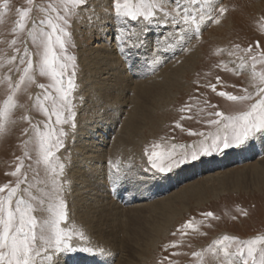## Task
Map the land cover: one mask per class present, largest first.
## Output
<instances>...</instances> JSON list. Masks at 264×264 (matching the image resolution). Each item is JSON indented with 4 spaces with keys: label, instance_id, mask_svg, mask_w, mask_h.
I'll list each match as a JSON object with an SVG mask.
<instances>
[{
    "label": "rangeland",
    "instance_id": "374dc122",
    "mask_svg": "<svg viewBox=\"0 0 264 264\" xmlns=\"http://www.w3.org/2000/svg\"><path fill=\"white\" fill-rule=\"evenodd\" d=\"M161 2H164V0H161ZM175 3L180 5L181 10L188 8L189 11L197 13L202 7L207 13V9L211 7L212 12L207 14L217 17L219 23L206 21L200 26L199 36L191 32L181 33L180 28L172 25L170 22L168 24L162 22L153 23L148 26L149 30L146 35L151 42L146 47L148 49L143 51L142 45L136 49L126 47L125 52H118L120 53L118 54L120 61L126 66L125 69L128 65V68L131 67V59L134 56L138 61V66L149 64L150 60L154 76L157 77L156 83L165 81L164 79L168 77L172 79L169 82L170 86L166 88L161 97L156 98L152 102L153 110H151L149 115L151 120L145 119L142 121L144 125H141L139 134L127 140L125 154L123 153V156L117 157L120 160L123 158L122 162L127 161L133 164L137 172L141 174V177L142 175L145 177H140L142 181L143 179L145 181L146 174L149 179L155 178V180H152L153 182L156 181L152 187L147 186V183L140 185L138 189L140 199L134 201L133 205L141 206L154 200L158 201L162 199L161 197H167L170 193V195H173V192L175 194L182 187L188 186L191 183L201 182V179L207 172L216 176L228 173L226 174L228 175L226 176L227 181L238 179L239 186L236 190L229 189L222 191L219 192L220 194H216V196L209 193L207 200L204 199L200 203L194 201V199H190L185 209L182 210L181 206L179 207L181 214L174 219L168 227L169 232H166L162 236L155 247L140 246L138 249L129 248V251L127 247V251L125 249L124 252L122 251V246L124 244L125 247L126 243L120 241L121 238L119 239V237L128 238V233L125 232L127 228L124 225L126 215L134 217L136 214H139L149 221L150 215L147 214L149 208H138V212L137 210L127 212L128 206H131L132 203L127 204L128 200H121V203L123 202V209L117 214V220H115V215L112 212L114 209L112 211L109 209V212L112 214L106 217L108 221H105L103 218L99 219L100 228H95L92 231L93 238H91L85 227L80 224V220L73 212L69 203L71 199L70 185L75 187V181H71V178H69V175H72L71 169L73 167L72 164H74L73 159L75 158L72 155L71 149V146L74 145V139L69 141L70 146L67 145V142L70 134L75 132L78 127V117L84 112H81L84 103L89 105L90 98L95 99L97 97L98 100L103 99V95L87 97L85 94L79 92L81 86L85 88L87 84L85 85V81L81 82V78L85 77V75L83 76L82 65L78 61V51L82 49L89 54L91 48L97 45V39H105L106 35L101 36L100 33L98 35L93 32L92 25L94 24V18L91 14L90 4L88 10L70 9L65 14V0H0V112H4L9 96L12 97L13 102V106L8 107L7 112L0 116V124L3 125V130L0 131V186L6 183L10 186H15L19 177L23 183L20 186V190H18V195L32 205L34 209L33 215H35L39 223H43L51 218L53 213L49 208L50 206L54 207L56 202L55 195L62 188V196L67 205L68 220L63 222L61 226L82 230L87 237L84 240L74 237L70 241L73 250L56 253L53 256L51 264H55L58 259L63 257L68 258L66 263L69 262L70 264V261L74 259H79V262L85 261L87 264H93L99 259L98 255L95 257L94 255L101 253L98 251H90L92 253H89L82 249L86 247H100L96 245V239L98 238H95L96 234L99 233L98 230L106 235L103 236V241H106L110 245L105 248L102 247L105 249V264H229L230 259L233 261V264H239L237 258L224 256L219 247L213 242L221 239L224 235L235 236L241 240L255 237L264 238V183H261L262 181L258 180L254 174L248 172L249 164H255L262 157V154L257 155L258 149L243 160H240L237 155L234 157L235 160L232 163L212 168L211 171L206 172L204 170L203 173L187 176L182 180L177 179L163 189L158 188L161 181L164 182L165 179L175 177L182 169L186 170L185 168L188 166L208 161L210 157H217L216 159L218 160L227 158V154H233L238 149L255 145L258 143L259 138L264 135H257L241 145L214 152L211 155L201 156L199 159L181 165L169 173L155 174L151 171H144V168L148 166L147 156L144 154L145 149L151 152L153 150L160 151L166 146L170 147L172 144H176L177 146L191 145L199 141L201 137L190 135L189 130L205 133L215 131L214 127H210L206 123L207 119L210 118L207 115L208 112L221 111L226 115L236 114L246 110L247 105L253 102L234 103L223 97H219L212 91L211 87H207V85L216 84L217 76L221 78L224 85H228V87L217 85V92L229 91L234 94H243L240 89L245 87L250 92H254V85L259 79V76L255 80L253 79L251 62L244 69L236 68V65L240 62L238 57L244 55V53L243 51H237L235 45H239L241 50L247 48L249 45L255 49L256 42L259 41L261 47L256 50H264V0H211L210 5H202L201 3L192 4L190 0H175ZM175 3L167 4L166 9H174ZM220 7L226 9L223 15L219 14L218 10ZM108 8L111 9V6ZM21 9L29 10L23 29L17 26V21L20 18L19 10ZM53 9L56 11H53ZM57 15H66L69 21L67 31L71 33V41L67 51L68 54L76 57V87L70 96L73 111L75 112L74 120L76 128L73 130L70 125L57 126L58 128L63 127L67 133L64 138L65 146L57 151L56 157L52 161V166L49 167L40 161L37 141V131H43L45 124L49 121L48 117L40 110L37 101L38 98L43 101L42 98L45 92L53 96L55 92L48 87L51 84L49 77L41 76L36 69V61L39 59L38 53L42 51V48H38L37 46L39 40L35 44L33 43V36L39 37L41 29L48 30L47 25L42 22L48 18H52L55 21ZM110 16L112 18L113 16L117 17L120 21L128 24L123 27L130 26L132 30L135 28H137L135 29L136 31L139 30L138 22L128 21L126 18L116 16L114 9H111ZM115 24L117 26V23ZM115 24H109L114 31L119 29ZM113 30L110 36L108 34L107 46L115 45L116 50L117 44L113 39L115 36ZM180 36L184 37L183 43L179 42ZM153 39L154 42L156 40L155 43H153ZM25 45H27V53L31 55L33 60V69L28 73V75L33 77V80L30 82L25 79L23 83H20V87L16 88V84L20 82V77L25 75L23 68L26 65L20 63V57L26 54ZM234 51L236 52V56H229V52ZM133 53L136 54L134 55ZM146 54L148 59H144ZM221 61L225 62L234 71L229 72L216 67ZM177 67H184V69L178 76H171L173 74H171L172 69ZM71 71L72 69H69V73ZM235 72L239 74L237 75ZM256 72L258 74L264 73V63L256 65ZM122 74L125 75L124 73ZM119 82L118 85L116 81L114 82V87L117 88L118 92L112 98L114 99L118 95L117 93H119V101L127 104L126 107H122L124 108L122 110L128 111L130 106L124 101V97L130 96L131 91L129 92V88L123 89L125 85L122 79H119ZM41 84L45 85V88H40L39 85ZM232 85L236 87H232ZM205 100L209 104L216 105V107H208L205 104ZM43 102L49 109L51 108L52 102L50 100ZM115 104L117 107L101 106L96 111L97 115L100 114L114 119L117 129L120 124L119 121L124 114H120V118H118L116 108L120 105ZM188 104L191 105V111L185 110L182 112L180 109ZM95 114L90 111L83 115L89 118L90 121H97L99 118ZM26 116L30 118L32 125L29 134L24 133L25 129L30 128L29 120L24 119ZM181 117L191 118L181 119ZM52 122H54V117L52 118ZM177 122L182 125V128L175 126ZM137 140L140 142L137 143ZM155 144H160L161 147L154 148ZM259 147L262 148L261 146ZM178 150L182 151L183 149L178 147ZM25 153L28 155L26 156ZM105 158L107 159V157ZM60 163L65 164L62 173L58 166ZM18 164L22 165L21 170L17 173V176H13L11 173L16 171ZM241 172V175L236 176V173ZM211 182L208 183L210 184ZM24 189H27V191H23ZM154 190L158 191L153 192ZM145 191L147 192L144 193ZM4 194L0 193V195ZM107 194L108 201L112 205V194L109 192ZM206 195L207 193L202 198H205ZM14 201L15 197L13 198ZM114 206L119 208L117 204ZM203 212H212L215 218H204L200 215ZM188 220H194L199 231L187 230L186 235L177 232V229ZM202 220L204 221L203 224L200 223ZM112 221L117 222L113 223ZM95 224L98 225V221ZM122 230L124 231L122 232ZM173 243L177 246L172 247ZM112 248L115 250V254H112ZM257 249L256 256L259 259L260 251L264 250V240L260 241ZM234 250L235 244L233 243L229 251ZM193 252H202L203 259L201 260V257L192 256ZM43 255L42 253L40 257H37L36 264H48L46 261L42 262ZM88 255L91 257H87Z\"/></svg>",
    "mask_w": 264,
    "mask_h": 264
},
{
    "label": "snow or ice",
    "instance_id": "6c2138e0",
    "mask_svg": "<svg viewBox=\"0 0 264 264\" xmlns=\"http://www.w3.org/2000/svg\"><path fill=\"white\" fill-rule=\"evenodd\" d=\"M192 4L201 3L202 5H210L211 0H190ZM111 9H114L116 16L126 18L128 21L138 22L139 30L126 31L120 28L118 33L113 37L117 44L119 52L123 53L125 48H138L143 45L146 40L148 26L153 23L169 22L180 28L181 33H193L199 36L200 26L206 21L211 23H219V19L211 13L209 7L207 13L202 7L199 12L189 11L188 8L181 7L175 0H109ZM175 3L174 9H166L167 4ZM90 0H65L64 12L67 14L70 9H89ZM111 9L107 15H111ZM53 11H56L53 9ZM219 14L223 15L226 11L224 7L219 8ZM20 18L17 21V26L21 29L25 27V22L28 17V9H21ZM42 23L46 24L48 29H41L39 37L33 36V43L39 40L38 48L42 51L38 53L39 59L36 61V69L41 76H47L51 80L48 86L53 89L55 95L45 92L43 101H51L49 109L45 103L38 98V104L43 114L48 117V121L43 131H37V141L39 149L40 161L46 166L51 167L52 161L56 157L57 151L65 146L64 138L67 133L61 125H70L74 130L75 112L73 111L70 96L75 90L76 77V57L68 54V45L71 41V33L67 31L69 21L66 15H57L56 20L48 18ZM107 22H105L106 25ZM102 25V26H105ZM190 38V37H189ZM184 37L180 36L179 42L183 43ZM259 41L256 42L255 49L249 45L245 49H240L239 45H235L237 51H243L244 55L238 57V69H244L251 62L253 79L259 76L258 82L254 85L255 91L250 92L248 88H242L240 91L243 94H234L229 91L217 92V85H224L219 76L216 77V84L207 85L211 87L219 97H223L234 103H245L253 101L247 105V109L236 114L226 115L221 111L208 112L210 117L206 123L210 127H214L215 131L194 132L189 130L190 135H198L201 139L187 146H177L172 144L170 147H165L160 151H151L145 149L147 156V167L144 171H151L155 174H165L171 172L190 161H195L201 156L211 155L214 152L229 149L233 146H238L246 141L251 140L257 135H264V73L256 72V65L264 63V50L260 49ZM26 54L20 57V63L26 65L23 68V73L20 77V82L16 84V88L20 87L25 79L32 81L33 77L28 75L33 69V60L31 55L27 53V45H25ZM229 56H236V52H229ZM216 67L222 68L225 71L233 72L234 69L229 68L227 64L221 61ZM69 69L72 71L69 73ZM235 74H239L235 72ZM40 88H45V85H39ZM232 87H236L232 85ZM255 97V99H254ZM208 107L215 108L216 105L209 104L205 100ZM13 106L12 97L9 96L4 112H0V116L7 112V108ZM182 112L191 111V105H185L180 109ZM54 117V122L52 118ZM215 117V118H211ZM191 117H181V119H189ZM29 120V117H24ZM176 127L182 128V125L177 122ZM30 128L25 129L24 133L29 134ZM3 130V125L0 124V131ZM27 143V142H25ZM154 148H160V144H155ZM178 147L183 149L178 150ZM27 156L28 154L25 153ZM108 169L105 171V186L111 191L113 186H119L132 178L131 174L124 171L118 164H113L111 161L106 162ZM60 172L62 173L65 164L60 163ZM22 165L16 166V171L12 172L13 176H17ZM55 171V169H53ZM23 181L18 177L15 186L4 184L0 186V264H36L37 257L43 253L42 262L46 261L51 264L53 256L56 253L73 250L70 241L74 237H79L81 240L87 239L85 232L82 230L69 229L62 227V223L68 220L66 201L62 196V188L55 195V205L50 206L49 210L53 213L51 218L43 223H39L34 213V209L30 203L18 195V190ZM23 191H27L24 189ZM15 201L13 202V198ZM204 218H215L212 212H203L200 214ZM201 224L204 221H200ZM187 230L199 231L194 220L186 221L177 232L186 235ZM175 235V233H173ZM264 238L255 237L241 240L235 236L224 235L221 239L213 243L219 247V250L226 257H235L239 264H264V250L259 253L257 259V245ZM39 242V243H38ZM233 243L235 250L229 251ZM172 247L177 245L173 243ZM84 251H98L101 254L105 253L102 247H86ZM192 256L201 257L202 252H193ZM229 264H233L230 259Z\"/></svg>",
    "mask_w": 264,
    "mask_h": 264
},
{
    "label": "bare ground",
    "instance_id": "6f19581e",
    "mask_svg": "<svg viewBox=\"0 0 264 264\" xmlns=\"http://www.w3.org/2000/svg\"><path fill=\"white\" fill-rule=\"evenodd\" d=\"M90 5L91 14L94 18V24L92 25L93 32L98 35L100 33L101 36L105 34L106 37L105 39L98 38L97 45L91 48L90 53L88 52L89 54H87L82 49L78 51V61L82 65L83 76L85 75V77L81 78V82L83 83V81H85V85L87 84L85 88L81 86L79 92L85 94V96L87 97L103 95V99L98 100L97 97H95V99L90 98L89 105L84 103L81 109V112H84L78 117V127L76 128L75 132L70 134L69 140L67 142V145L70 146L69 141L74 139V145L71 146V149L73 157L76 158V162L75 158L73 159L74 164H72L73 167L71 169L72 175L68 174L69 178H71V181H75V187L70 185L71 199L69 200V203L72 207L73 212L80 220V224L85 227V230L88 232V235L91 238H93L92 231L95 228H100L99 219L103 218L105 221H108L106 217L112 214L109 212V209H111L110 211L114 209V211L112 212L114 213L113 215H115V220H117V214L120 213L123 209V202L121 203V200H128L127 204L132 203L131 206H128V209L126 210L127 212L137 210L138 208H149L147 213L150 215L149 221H147L144 216L139 214H136L134 217L132 215H126V221H124V225L127 228L125 232L128 233V238L125 239L119 237V239L121 238L120 241H124V243H126L125 247L123 244L122 251H124L125 249L127 251V247L128 251L134 248L138 249V247L140 246L155 247L159 240L162 238V236L166 232H169L168 227L172 224L174 219L181 214L179 207L181 206L180 208L182 210L185 209L186 204L189 203L190 199H194V201H198V203H200L204 199L207 200V196L209 195V193L210 195L216 196V194L218 195V193L222 191H226L229 189H238V179H236L235 181H227L226 176L228 175L226 174L228 173H223L222 176H216L212 173H208L207 171H211L212 168L218 166L221 167L222 165L232 163V161L235 160L234 157L237 155L240 160H243L246 156L251 155L252 153H254L255 150L257 151L258 149L259 152L257 155L259 156L262 154V157L257 160L255 164H249L248 172L254 174V176L258 180L262 181L261 183H264V136H261V138H259L258 143L253 146L251 145L249 147H245L244 149H238L233 154H227V158H221L220 160H218L216 159L217 157H210L208 161L188 166L185 168L186 170L182 169V171L177 173L178 175H176L175 177H172L167 180L165 179L164 182L161 181V184L158 188L163 189L167 185H170L171 183L175 182V180L177 179L182 180L187 176H192L197 173H203L205 170L207 173L204 174L203 178L201 179V182L191 183L190 185L179 189V191L175 194L173 192V195H170L171 193L168 194L167 197L164 195L165 197H161L162 199L159 198L160 200L158 201L154 200L151 203L149 202L148 204L141 206L133 205L134 201L140 199V192L138 190L140 185H142L143 183H147V186L152 187L156 181L153 182L152 180H155V178L152 177L154 179H149L146 174V179L145 181L143 179V182L140 179L141 174L137 172L133 164L127 161L122 162L123 158L122 160H120L117 159V157L123 156V153L125 154L127 140L130 137H135L139 134L141 125H144L142 124V121L151 118L149 115L151 110H153L152 102L156 98L161 97L166 88L170 86L169 82H171L172 79L168 77L164 79L165 81L156 83L157 77L154 76V70L152 68V64L150 63V60L149 64H146L144 66H138V61L134 56L131 59V67L128 68L129 65L127 64L128 66L125 69L126 66H124L123 63L120 61V57L118 56V54L120 53H118L119 51L117 50V48V51L115 50V45H110L111 47L107 46L108 38L113 30L111 29L109 24L117 23L119 29L124 28L126 31H132V28L130 26L123 27L124 25L128 24L124 23V21H120V19H118L117 17L113 16L112 18V16L106 14L109 12L108 10H110L108 8L110 6L109 0H92ZM105 22H107L106 25ZM119 29L115 31L113 30L115 35L118 33ZM155 42L153 39V43ZM150 43V39L147 36L142 46L143 51L148 49L146 47ZM133 54L135 55L136 53ZM147 54L145 56L143 55L144 59H148ZM183 69L184 67H177L175 69H172L171 74H173L171 76H178L179 73L183 71ZM122 73H124L125 75H123ZM119 79H122V81H124L125 86L123 89L129 88V92L131 91L130 96L124 97V101H126V103H128L130 106L128 111L122 110L124 109L122 107H126L127 104H124L123 102L119 101V93H117L118 95L114 99L112 98L116 94V92H118L117 88L114 87V82L116 81V84L118 85L120 83ZM114 102L120 105L118 108H116L118 118H120V114H124V116L119 121L120 124L117 129L114 124V119L108 118L107 116H102L100 114L97 115L96 111L101 106L117 107ZM90 111L96 113V117L99 118L97 121H90L89 118H86L83 115ZM136 142L139 143L140 141L137 140ZM259 146H261L262 148H260ZM105 157H107V159ZM105 159L107 161H111L113 164H118L124 171L130 173L132 178L123 183L122 185L113 186L111 191H109V189L105 187V171L106 169H108V164L105 163ZM117 162L122 163L119 164ZM241 174L242 172L236 173V176H239ZM210 181H212L210 183L211 185L208 183ZM143 188L145 187L143 186ZM155 191L158 190H154L153 192ZM108 192L111 193L113 197V201L110 199L112 201V205L108 201ZM146 192L147 191H145L144 193ZM206 193V197L202 198ZM116 204L120 209L114 206ZM138 211L139 210H137V212ZM96 221H98V225L95 224ZM123 231L124 230H122V232ZM98 232L99 233H97L95 237L98 238L96 239L97 243H94L104 248L110 246L108 245L109 243L103 241V236L106 235L103 232H100L99 230ZM85 252L92 253L90 251ZM112 254H115V250H113V248ZM96 255L99 256V259H97L93 264L106 263L104 260V257L106 256H104V254L97 253L94 255V257ZM122 255L124 256L123 253ZM87 257L91 256L88 255ZM67 259L68 258L66 257L58 259L55 264H70L69 262L66 263ZM70 262L71 264H87L85 261L79 262V259H74Z\"/></svg>",
    "mask_w": 264,
    "mask_h": 264
}]
</instances>
